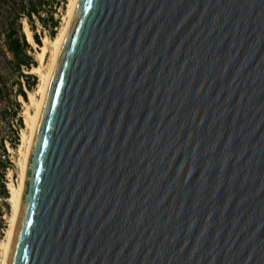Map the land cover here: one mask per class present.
<instances>
[{"label":"water","instance_id":"95a60500","mask_svg":"<svg viewBox=\"0 0 264 264\" xmlns=\"http://www.w3.org/2000/svg\"><path fill=\"white\" fill-rule=\"evenodd\" d=\"M6 264H264V0H76Z\"/></svg>","mask_w":264,"mask_h":264},{"label":"rangeland","instance_id":"374dc122","mask_svg":"<svg viewBox=\"0 0 264 264\" xmlns=\"http://www.w3.org/2000/svg\"><path fill=\"white\" fill-rule=\"evenodd\" d=\"M67 2L68 0H45V4L43 8L41 9V15L45 19L46 24L43 25L39 19L36 17L35 14L32 16V21L29 22L28 18H26L24 15H18L17 18L20 21L22 30L23 26L25 23L28 24V27L30 28L32 34L36 33V35L40 38V44L36 43L34 38V42L30 43L27 38L26 40L30 43L31 49H27V52L32 55L34 59V64H31L29 68L23 67V71L25 73H31L36 75V83L33 85L31 89H28L24 85V89L26 92V99H24L21 95H15V98L12 93H10V101H4L2 102L0 100V111L3 108L8 109L7 113L5 114V117L0 116V159L4 162L5 159H9L10 164H6L5 167L0 166V175L2 174V180L4 181L6 187L7 184L13 183L17 185L19 183L20 179V166H19V160L21 159L20 155V144H21V138L23 132L26 131L28 133V129L26 128L25 122H24V112L27 109V106L30 104L29 98H28V91H35L37 89V86L40 82V75L38 72L33 69V66H38L39 65V60L37 57V51L39 50V46L42 44V38L43 36L47 35L49 38L54 37L57 35L59 32L60 28L62 27L64 21H63V16L66 12L67 9ZM9 6L12 7L11 4ZM6 7V4L4 1L0 2V42L1 37L3 36V33L5 31L4 26V21H7V19L14 17L16 15V12ZM17 7V5H15ZM48 10H52L54 13V19L57 20L56 26L52 27V25L49 22V19L47 18L48 16ZM52 28L53 30V36L50 35V29ZM24 32V31H23ZM25 34V33H24ZM26 37V35H25ZM11 79H17L16 74L13 72V76H11ZM22 80V84L25 83L24 78H20ZM14 83V82H13ZM15 87V86H14ZM14 99L19 103V111L18 114L21 116L22 119V126L17 125V120L15 116L12 114V109H14ZM29 102V103H28ZM27 105V106H26ZM1 113V112H0ZM15 131H18V141L13 144L15 141ZM1 143L4 144L7 153L4 154L1 151ZM2 165V164H1ZM2 180L0 179V185ZM10 181V182H9ZM8 189V187H7ZM9 189H8V196L6 198H3L0 195V244L4 241L5 235H6V230L9 226V219L11 216V205L8 200L9 195ZM0 259H1V247H0Z\"/></svg>","mask_w":264,"mask_h":264},{"label":"trees","instance_id":"16d2710c","mask_svg":"<svg viewBox=\"0 0 264 264\" xmlns=\"http://www.w3.org/2000/svg\"><path fill=\"white\" fill-rule=\"evenodd\" d=\"M1 1H4L6 7L11 4L12 7L9 6V8H12V10L16 12V15L14 17H11L7 19V21H4L3 27L5 28V31L3 33V36L1 37L2 42H0V100L2 102H9L11 100L9 97L10 93L13 94L14 98L15 95H21L24 99H26L24 85L28 89H31L36 83V75L25 73L23 71V67L29 68V66L31 64H34L35 61L32 55L27 52V49H31V45L26 40L25 34L22 30L20 21L17 16L22 14L26 18H28L29 22H31L32 16L33 14H35L39 21L43 25H45V19L40 12L45 4V0H0V2ZM15 5H17V7ZM47 18L49 19L52 27L56 26L57 20L54 19V13L52 10H48ZM50 32V35L53 36L54 33L52 28L50 29ZM32 35L35 42L40 44V38L36 35V33H33ZM13 72L16 74L17 79H11V76H13ZM20 78L25 79L24 84H22V80ZM12 102H14V109H12V114L17 120V125L22 126V119L18 114L20 105L16 101V99H14V101ZM7 111L8 109L3 108L0 111V116L4 118ZM16 141H18V131H15V141L13 142V144H15ZM1 151L4 154L7 153L3 143H1ZM6 164H10L8 158L5 159L4 162L0 159V166L2 167V169L6 166ZM2 177L3 175L1 174V180ZM0 195L3 198H6L8 196V189L3 180L0 185Z\"/></svg>","mask_w":264,"mask_h":264},{"label":"bare ground","instance_id":"6f19581e","mask_svg":"<svg viewBox=\"0 0 264 264\" xmlns=\"http://www.w3.org/2000/svg\"><path fill=\"white\" fill-rule=\"evenodd\" d=\"M75 3H76V0H68L67 9L63 16L64 23L62 27L60 28L59 32L57 33V35H55L52 38H49L47 35L43 36L42 44L39 46L40 51H37L39 65L33 66V69H35V71L39 73L40 82L35 91H28V94H27L30 104L28 106L26 105L27 109L24 112V122H25L26 128L28 129V133H26V131L23 132L22 138H21L22 139L21 144L19 147L20 148L19 156H21V159L19 160V166H20V171H21L19 183L17 185L13 183L7 184V187L10 193L8 200L10 202L12 212H11V216L9 219V226L6 230L5 239L0 244V247H1L0 264H6V261H7L8 252H9V248H10V244H11V240L13 236V231H14V227H15V223L17 219L23 184H24L28 153H29L31 142H32L33 135H34L38 113H39V110L42 104V100L45 94V90H46L54 63H55L57 52L59 50L60 44L66 32V29L68 27ZM23 31L26 35L27 40L30 43H33L34 42L33 35L27 23L24 24Z\"/></svg>","mask_w":264,"mask_h":264}]
</instances>
